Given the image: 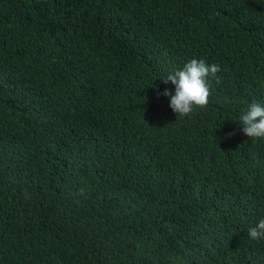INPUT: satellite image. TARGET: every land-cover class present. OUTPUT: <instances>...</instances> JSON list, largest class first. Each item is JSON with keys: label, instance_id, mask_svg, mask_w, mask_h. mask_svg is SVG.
I'll return each mask as SVG.
<instances>
[{"label": "trees", "instance_id": "1", "mask_svg": "<svg viewBox=\"0 0 264 264\" xmlns=\"http://www.w3.org/2000/svg\"><path fill=\"white\" fill-rule=\"evenodd\" d=\"M192 58L180 116L154 84ZM253 101L264 0H0V264H264Z\"/></svg>", "mask_w": 264, "mask_h": 264}, {"label": "clouds", "instance_id": "2", "mask_svg": "<svg viewBox=\"0 0 264 264\" xmlns=\"http://www.w3.org/2000/svg\"><path fill=\"white\" fill-rule=\"evenodd\" d=\"M218 63H209L202 58H192L181 68L170 71L166 77H162L164 85L169 82L174 90L165 87L160 90L159 85L154 84L157 96L168 98L169 107L174 113L186 116L196 107L208 104L210 96L211 78H215L220 72ZM240 128L250 138L264 139V101H253L237 117ZM228 135H231L229 133ZM248 236L252 240L264 238V219H260L247 229Z\"/></svg>", "mask_w": 264, "mask_h": 264}]
</instances>
